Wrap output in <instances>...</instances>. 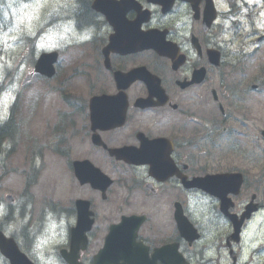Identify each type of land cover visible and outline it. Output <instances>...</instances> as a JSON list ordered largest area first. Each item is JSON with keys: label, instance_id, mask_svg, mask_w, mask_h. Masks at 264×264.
Listing matches in <instances>:
<instances>
[{"label": "flooded vegetation", "instance_id": "obj_1", "mask_svg": "<svg viewBox=\"0 0 264 264\" xmlns=\"http://www.w3.org/2000/svg\"><path fill=\"white\" fill-rule=\"evenodd\" d=\"M120 1L111 0L110 13H93L99 25L92 40L101 85L95 95L125 96L123 124L92 122L86 103L90 97H80L79 103L67 105L69 113L59 104L64 109L56 111L48 128L52 153L64 159L63 169L72 177L73 161L89 160L113 181L104 199L90 185L74 182L100 197L99 215L94 197H77L91 203L94 217L75 264H166L167 257L160 258L157 251L167 246L174 264H264V135L258 116L248 114L264 109L258 107L264 103V0ZM85 18L92 21L89 14ZM131 29L139 36L152 31L163 41L164 53L104 54L112 37L119 47L128 44ZM140 67L157 78L159 94L143 82L117 89L115 73ZM146 98L150 105H136ZM72 129L79 158L70 155L65 138ZM151 141L161 160L157 170L149 162L111 156L123 147L142 151ZM222 174L242 176L237 194L227 192V185L221 188L223 205L182 184ZM75 201L66 211L74 224ZM139 204L144 213L136 212ZM138 216L144 220L134 228L135 236L130 231L126 237L108 238L113 225ZM183 218L193 228L181 226ZM235 224L239 234H234ZM70 230L61 249L65 254L70 252ZM209 250L212 255L206 256Z\"/></svg>", "mask_w": 264, "mask_h": 264}, {"label": "rangeland", "instance_id": "obj_2", "mask_svg": "<svg viewBox=\"0 0 264 264\" xmlns=\"http://www.w3.org/2000/svg\"><path fill=\"white\" fill-rule=\"evenodd\" d=\"M34 2L49 3V0H34ZM34 15L41 17L43 15V10L36 9ZM12 19H14V17ZM56 21L57 18L53 17L50 18L49 23L55 24ZM26 26L28 29H31L30 31L34 33V35H36L42 25L39 23V21H33L29 19L25 24V27ZM14 27L15 22L11 20L6 29L0 33V44L2 45L0 47V81L4 78V73L8 67L10 69V76L6 80L5 84L7 87L12 84L1 96L0 117H7L9 107L14 101L15 95L18 91L20 94L18 108L21 109L18 115L19 127L22 131L26 132L32 131L33 127L38 128V132L33 134V137L37 136L39 137L38 139H34L33 141L32 133H28H30V138L36 145V150L42 151L44 157L42 161L40 159L37 160V166L39 168L38 172L35 173L29 162L26 163V153L24 146H20L22 138H19L17 144L15 145L14 152L19 149L18 151H21V157L17 155V151L16 153L6 156L3 160V163L0 166V224L2 223L3 217L6 213L5 210L8 209V206L3 201V199L5 195L10 194L15 199L13 206L15 212L13 215L17 216L21 212L19 209V204L28 202L29 205L23 223L21 219H17V221H10L4 226L7 234H12L14 231L18 230L19 228L22 229L23 227L29 229L33 222H39L40 219H43L44 217L45 209H49L48 207L53 205L52 201H54V204L59 209L58 212L65 214L68 221V232L69 227L73 223V219L71 216H68L66 211L68 207L71 206L73 198L80 196L87 197V194H84V192L79 188L74 196H65L64 199H60L59 192L62 189V185L66 183L65 178L61 173L63 161H57L55 158L56 155L54 156L52 152L47 150V146L52 148L55 145L54 142L50 140V134L47 133L45 138H42L44 134L40 136V132L43 130L47 121L50 120V118L44 115V110L47 107L48 109H51L52 107H59L58 105L61 104L62 101L58 98V96L63 93H65V96H69L70 103H77L78 99L82 97L77 92V90H75L76 85L79 83H81L80 91H84L86 94L97 92V88H100L101 85L96 76L97 73L92 74V81H89L88 76L91 75V71H89L88 74L84 73V75H82V77L76 81L71 79L72 76L68 74V71L70 73H74L71 68H68L63 72L58 83V88L63 89V93L60 92L58 94L56 91H51L52 88L56 86L55 82H48L43 78H34L33 80L25 82L23 85H21V82H23V80L27 77L28 73H31L32 59H27L26 57V52L28 50L31 51L30 55L33 56V58H37V56L40 53H43L44 50L54 49V45H58L61 48L65 46H62L60 42L54 37L52 39H47L46 37H48L50 34L47 33L46 30H42L43 32L36 43L37 47L29 48L27 50V42L22 40L23 33L13 31ZM26 36L28 35L25 34V37ZM41 43L44 45L43 48L40 47ZM259 103L258 107L263 109L264 103H260V105ZM23 111H25L24 116L22 115ZM248 114H256L261 120L259 124H264V109L251 111ZM71 135H73V137H71ZM65 138L68 139V144L72 147V153L70 155L78 158V154H73L76 145L78 146L73 129L71 132H66ZM260 159V162H264V157L261 156ZM66 174L68 176V172H66ZM130 210V208L123 209V211ZM145 210L146 208L139 204L136 212L144 213ZM5 223L7 222L5 221ZM9 224H15L16 228L9 230ZM0 264H4L2 260H0Z\"/></svg>", "mask_w": 264, "mask_h": 264}, {"label": "clouds", "instance_id": "obj_3", "mask_svg": "<svg viewBox=\"0 0 264 264\" xmlns=\"http://www.w3.org/2000/svg\"><path fill=\"white\" fill-rule=\"evenodd\" d=\"M78 8L79 5L76 0H68V2L56 0V2L51 3H36L34 0H0V14L4 20H7L9 15L16 17L13 29L15 32H24L25 24L29 19L39 21L43 26L48 24L50 18H57L56 23L46 29L47 33L50 34L46 38L52 39L54 37L62 46L85 44L95 34V29L91 27H78L75 15ZM36 9L43 10L41 17L34 15ZM26 34L34 35L31 31ZM43 46L41 43L40 47L43 48ZM209 218L210 216L202 217V219ZM67 223L64 213L58 216L52 209H45L39 234H36L35 230H30L33 235L32 252L35 264H62V261L55 255V246L66 243ZM8 228L13 230L16 225L9 224ZM205 255H212V250L206 252Z\"/></svg>", "mask_w": 264, "mask_h": 264}, {"label": "water", "instance_id": "obj_4", "mask_svg": "<svg viewBox=\"0 0 264 264\" xmlns=\"http://www.w3.org/2000/svg\"><path fill=\"white\" fill-rule=\"evenodd\" d=\"M54 60L53 55L49 56H42L39 60L38 66L36 67V71L44 74L46 76H51L52 69H49V66ZM222 181H215L212 182V187L208 189L207 183L204 180H199L200 182H196V186L206 189L210 193L214 194L215 196L219 195L220 193V186L225 182V177H221ZM220 179V178H219ZM0 250L4 254L5 257L9 258L11 264H32L29 260L19 252L18 248L14 244L12 239H6L3 234L0 232Z\"/></svg>", "mask_w": 264, "mask_h": 264}, {"label": "trees", "instance_id": "obj_5", "mask_svg": "<svg viewBox=\"0 0 264 264\" xmlns=\"http://www.w3.org/2000/svg\"><path fill=\"white\" fill-rule=\"evenodd\" d=\"M83 7L86 8V10L87 9L89 10L88 6L85 4H83ZM10 126H11L10 123H5V124L0 125V144L3 138H6V136L10 135V133L8 132L9 131L8 129H10Z\"/></svg>", "mask_w": 264, "mask_h": 264}]
</instances>
